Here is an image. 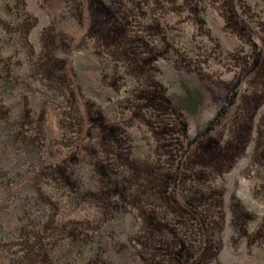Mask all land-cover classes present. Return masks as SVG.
Returning <instances> with one entry per match:
<instances>
[{
  "label": "rangeland",
  "instance_id": "obj_1",
  "mask_svg": "<svg viewBox=\"0 0 264 264\" xmlns=\"http://www.w3.org/2000/svg\"><path fill=\"white\" fill-rule=\"evenodd\" d=\"M0 264H264V0H0Z\"/></svg>",
  "mask_w": 264,
  "mask_h": 264
},
{
  "label": "trees",
  "instance_id": "obj_2",
  "mask_svg": "<svg viewBox=\"0 0 264 264\" xmlns=\"http://www.w3.org/2000/svg\"><path fill=\"white\" fill-rule=\"evenodd\" d=\"M34 19H32L27 25H25V28L23 30V35L26 36L28 30L33 26Z\"/></svg>",
  "mask_w": 264,
  "mask_h": 264
}]
</instances>
